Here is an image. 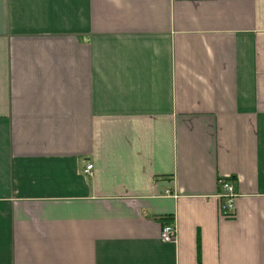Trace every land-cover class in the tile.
Here are the masks:
<instances>
[{"label": "crops", "instance_id": "crops-1", "mask_svg": "<svg viewBox=\"0 0 264 264\" xmlns=\"http://www.w3.org/2000/svg\"><path fill=\"white\" fill-rule=\"evenodd\" d=\"M0 264H264V0H0Z\"/></svg>", "mask_w": 264, "mask_h": 264}, {"label": "built area", "instance_id": "built-area-1", "mask_svg": "<svg viewBox=\"0 0 264 264\" xmlns=\"http://www.w3.org/2000/svg\"><path fill=\"white\" fill-rule=\"evenodd\" d=\"M93 169V164H87L85 172H91ZM219 183L223 187L222 195L227 198L226 207L227 210L223 212L224 216L231 217L233 215V208L235 203V193L233 186L229 179L225 177L219 178ZM177 228L173 223L164 222L161 227L160 237L162 241L173 242L176 238Z\"/></svg>", "mask_w": 264, "mask_h": 264}, {"label": "trees", "instance_id": "trees-1", "mask_svg": "<svg viewBox=\"0 0 264 264\" xmlns=\"http://www.w3.org/2000/svg\"><path fill=\"white\" fill-rule=\"evenodd\" d=\"M161 219H162L163 222H168L169 221L168 217L167 218L166 217L165 218H161Z\"/></svg>", "mask_w": 264, "mask_h": 264}]
</instances>
